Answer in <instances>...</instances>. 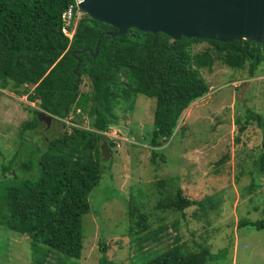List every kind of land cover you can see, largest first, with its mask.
I'll return each mask as SVG.
<instances>
[{
  "label": "trees",
  "instance_id": "16d2710c",
  "mask_svg": "<svg viewBox=\"0 0 264 264\" xmlns=\"http://www.w3.org/2000/svg\"><path fill=\"white\" fill-rule=\"evenodd\" d=\"M70 6L77 11L75 0H0V91L26 95L28 101L69 127L52 137L43 134V144L33 139L31 142L26 134L46 125L38 118L39 110L30 108L32 120L19 129L18 150L7 163L1 161L2 237L8 232L28 236L32 252L29 264H78L84 247V217L91 210L89 198L105 180L104 167L111 165L110 160L103 161V156L105 150L111 153L114 141L104 133L111 125H119V114L133 112L138 96L155 101L150 135L154 162L161 152L155 148L171 142L177 131L181 133L177 128L182 113L209 93L210 86L202 75L204 68L211 70L219 61L233 70L247 69L249 77L254 78L264 63V44L254 41L174 40L161 32L143 33L135 28L113 38L106 34L113 27L83 13L70 41L62 31L63 13ZM99 38L94 58L86 49L94 51ZM199 43L210 47L196 52ZM74 51L82 61L77 74L73 71L77 64ZM84 77L91 82V93L81 91ZM77 109L81 115L71 118ZM244 113V121L236 118L239 133L256 122L262 129L264 150L263 115L253 109ZM82 115L89 118V126L82 123ZM255 166L263 171L264 152ZM254 182L253 187L258 186ZM159 184L164 187L168 179ZM183 192L178 188L175 193L163 194L156 210L176 213L199 206L213 211L219 206L211 196L199 201ZM144 197L145 192L139 189L128 205V214L135 219L128 232L135 255L127 264L222 261L227 249L214 254L207 246L189 251L177 243L151 252L147 247L158 243L165 228L151 230L149 215L142 212L144 203L138 202ZM261 213L257 220L242 219L239 227L264 230V205ZM103 264L112 263L103 257Z\"/></svg>",
  "mask_w": 264,
  "mask_h": 264
},
{
  "label": "rangeland",
  "instance_id": "374dc122",
  "mask_svg": "<svg viewBox=\"0 0 264 264\" xmlns=\"http://www.w3.org/2000/svg\"><path fill=\"white\" fill-rule=\"evenodd\" d=\"M80 15L77 12V18ZM76 23L77 19L71 24L75 27ZM209 47L208 43H199L195 51ZM257 72L251 78L247 69L233 70L219 61L211 70L204 68L202 75L210 86L209 93L182 113L177 128L181 133L177 131L171 142L155 148L161 152L154 162L150 143L154 99L140 95L132 113L119 114L125 126L116 128L120 132L110 128L105 134L115 140L111 153L105 150L103 156V161L110 160L111 165L104 167L105 180L89 198L91 210L84 217V247L78 264H103V257L112 264H127L135 255L128 234L135 219L129 216L128 205L139 189L145 192L138 202L144 203L142 212L149 215L151 230L165 228L158 243L147 247L151 252L177 243L189 251L207 246L214 254L227 249L222 261L211 264H264V230L239 227L244 218H261L264 205V169H255L264 152L262 129L253 122L240 134L236 123L237 117L244 121L246 109L264 117V63ZM81 91L91 93L89 79H84ZM30 108L36 109V105L26 95L0 91V167L18 150L19 129L32 120ZM81 117L82 123L89 126V118ZM66 130L67 125L53 120L50 128L38 127L25 138L43 144L44 136L52 137ZM165 179L168 184L162 187L159 183ZM254 181L258 186L253 187ZM178 188H183V195L193 200L204 201L211 196L219 206L213 211L199 206L176 213L156 210L163 194L175 193ZM2 235L0 229V264H29V237L13 232Z\"/></svg>",
  "mask_w": 264,
  "mask_h": 264
},
{
  "label": "water",
  "instance_id": "95a60500",
  "mask_svg": "<svg viewBox=\"0 0 264 264\" xmlns=\"http://www.w3.org/2000/svg\"><path fill=\"white\" fill-rule=\"evenodd\" d=\"M77 8L91 19L114 28L115 38L135 28L143 33H164L218 42L235 40L264 44V0H75ZM100 38L94 51L96 58ZM76 56V52H73ZM74 70L77 73L81 59ZM247 85V84H246ZM243 90L239 93L241 99ZM38 118L49 128L52 116L40 112Z\"/></svg>",
  "mask_w": 264,
  "mask_h": 264
},
{
  "label": "clouds",
  "instance_id": "9594fccd",
  "mask_svg": "<svg viewBox=\"0 0 264 264\" xmlns=\"http://www.w3.org/2000/svg\"><path fill=\"white\" fill-rule=\"evenodd\" d=\"M75 3H76V1H75ZM70 7H72L73 8V6H70ZM70 7H69V9H70ZM76 7H77V5H76ZM68 9V10H69ZM67 10V11H68ZM67 11H65L64 13H63V15L67 12ZM77 12H80V14L82 13L78 8H77V11L76 12H74L73 11V9H72V17L69 19V20H65L64 19V17H63V20H64V26H63V28H62V31H63V34L66 36V37H68L69 38V40L71 41L72 40V38H73V35H74V33H75V31H76V27H77V25H78V21H79V18H77ZM84 14V13H83ZM86 15V14H85ZM74 17H76V18H74ZM75 19H77V23H76V25H75V27H74V25H72L71 23L75 20ZM71 27V28H70ZM134 29V28H133ZM113 31V30H112ZM108 32H110V31H108ZM106 34H107V32H106ZM91 50V49H90ZM87 51V50H86ZM74 52H76V51H74ZM82 52V51H81ZM81 52H79V53H81ZM77 53L78 52H76V56H74L75 58H79V57H77ZM73 54V53H72ZM77 60V59H76ZM82 62V61H81ZM77 63H78V61H77ZM81 65V64H80ZM225 66V65H224ZM76 67H77V64H76ZM76 67H75V69H76ZM80 68V67H79ZM74 69V70H75ZM73 70V71H74ZM78 71H79V69H78ZM78 71H77V73H78ZM242 71V70H241ZM77 73H75L74 72V74H77ZM84 79H86V77H84ZM88 79V78H87ZM32 103H34V102H32ZM35 105H36V103H34ZM37 108H39L37 105H36V109ZM37 110H39V113L40 112H45V113H47L46 111H44V110H41L40 108L39 109H37ZM48 114V113H47ZM77 114H80L81 115V111H80V109H77V111H76V114H74V115H71V118H77L75 115H77ZM48 115H50V114H48ZM50 116H52V115H50ZM58 118H54L53 116H52V122H53V120L55 121V120H57ZM59 120V119H58ZM52 122H51V125H52ZM45 124V123H44ZM80 124H82V123H80ZM51 125H50V127H51ZM119 126H125V125H123V121H120V123H119V125H111V127L110 128H114L115 129V131L116 132H120V130L119 129H116V128H118ZM49 127V128H50ZM45 129H48L47 127L45 128ZM104 134H106V133H104ZM119 138V137H118ZM114 141V145H115V140H113Z\"/></svg>",
  "mask_w": 264,
  "mask_h": 264
},
{
  "label": "built area",
  "instance_id": "2783aa9c",
  "mask_svg": "<svg viewBox=\"0 0 264 264\" xmlns=\"http://www.w3.org/2000/svg\"><path fill=\"white\" fill-rule=\"evenodd\" d=\"M72 7L63 15L65 20H69L72 17Z\"/></svg>",
  "mask_w": 264,
  "mask_h": 264
}]
</instances>
